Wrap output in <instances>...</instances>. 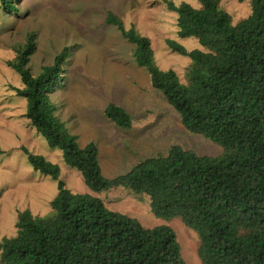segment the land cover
<instances>
[{"label": "trees", "instance_id": "trees-1", "mask_svg": "<svg viewBox=\"0 0 264 264\" xmlns=\"http://www.w3.org/2000/svg\"><path fill=\"white\" fill-rule=\"evenodd\" d=\"M0 2L6 12L18 10L16 0ZM163 2L177 13L178 35L194 37L206 48L188 50L167 41L174 52L191 59L186 82L175 70L158 66L149 37L134 26L126 29L113 12L107 22L134 45L133 57L183 126L220 146L219 155L173 145L165 154L106 177L97 144L80 145L51 97L64 77L70 49L35 76L29 67L37 50L34 31L14 45L16 56L8 64L23 83L14 89L26 99L30 125L51 148L62 151L64 162L81 173L93 192L124 188L148 196L156 217H179L197 232L203 264H264V0H250L251 14L236 24L220 0H198L200 7ZM105 116L122 129L133 126L130 113L118 104H108ZM22 150L35 170L58 181L59 191L49 214L19 212L17 234L0 242V264H191L172 227H146L108 208L98 196L71 191L60 180L59 164Z\"/></svg>", "mask_w": 264, "mask_h": 264}, {"label": "rangeland", "instance_id": "rangeland-1", "mask_svg": "<svg viewBox=\"0 0 264 264\" xmlns=\"http://www.w3.org/2000/svg\"><path fill=\"white\" fill-rule=\"evenodd\" d=\"M172 1L200 7L198 0ZM15 4L16 12H6L0 2V242L17 234L19 212L49 214L59 191L58 181L30 165L22 150L27 147L59 164L60 180L71 191L98 196L108 208L135 217L146 227H172L183 258L203 264L198 255L199 235L181 218L156 217L148 196L124 188L96 193L85 184L81 173L64 162L62 151L51 148L30 125L25 116L26 99L14 89L23 87L22 80L8 63L16 56L14 45L24 43L30 31L37 34V50L29 62L35 76L43 66L53 64L64 48L70 49L63 65L64 77L51 97L80 145L97 144L103 173L111 178L147 157L167 153L173 145L212 156L219 155L222 148L183 126L178 112L133 57L134 45L107 22L108 14H117L126 29L134 26L149 37L158 66L175 70L183 82L191 59L174 52L167 41L176 40L188 50L206 48L194 37L178 35L177 13L169 11L163 0H16ZM220 4L232 15L234 24L251 14L250 0H220ZM110 103L130 113V129L117 127L105 116Z\"/></svg>", "mask_w": 264, "mask_h": 264}]
</instances>
